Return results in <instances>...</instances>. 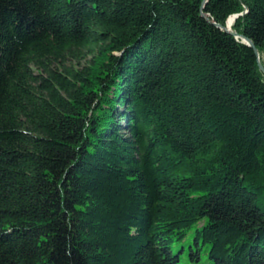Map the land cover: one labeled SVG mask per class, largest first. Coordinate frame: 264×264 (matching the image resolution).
<instances>
[{"label": "trees", "instance_id": "1", "mask_svg": "<svg viewBox=\"0 0 264 264\" xmlns=\"http://www.w3.org/2000/svg\"><path fill=\"white\" fill-rule=\"evenodd\" d=\"M258 62L264 0H0V264H264Z\"/></svg>", "mask_w": 264, "mask_h": 264}, {"label": "rangeland", "instance_id": "2", "mask_svg": "<svg viewBox=\"0 0 264 264\" xmlns=\"http://www.w3.org/2000/svg\"><path fill=\"white\" fill-rule=\"evenodd\" d=\"M235 18L231 21V25L233 24ZM229 22V21H228ZM231 29V26H230ZM189 244H190V234L187 236V238L182 242V244H180L178 247L180 248L181 246H183V249H181V251H179V256H180V262L181 264H191L188 261V253H189ZM177 249L174 248V252H176ZM207 249L203 246L200 247L199 249V259L196 263L194 264H210V262L207 259Z\"/></svg>", "mask_w": 264, "mask_h": 264}, {"label": "water", "instance_id": "3", "mask_svg": "<svg viewBox=\"0 0 264 264\" xmlns=\"http://www.w3.org/2000/svg\"><path fill=\"white\" fill-rule=\"evenodd\" d=\"M236 17H237V15H232V16L228 17L227 21H228L229 19H231V21H232V20H233L234 18H236ZM227 21H226V28H225V30H226L227 32H229V33H232L236 38L239 37L238 34H236L235 32H232V31L230 30V28L227 27ZM240 38H241L242 42H243L245 45H247V46L253 48L254 53H255L256 56L258 57L257 50L254 48L253 43H252L249 39H247V38H245V37L240 36ZM258 67H259V70L262 71V72L264 73V68H263V66H262L259 62H258Z\"/></svg>", "mask_w": 264, "mask_h": 264}, {"label": "bare ground", "instance_id": "4", "mask_svg": "<svg viewBox=\"0 0 264 264\" xmlns=\"http://www.w3.org/2000/svg\"><path fill=\"white\" fill-rule=\"evenodd\" d=\"M231 26V20H229L227 27L230 28Z\"/></svg>", "mask_w": 264, "mask_h": 264}]
</instances>
